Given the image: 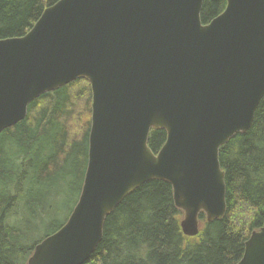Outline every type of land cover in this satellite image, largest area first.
<instances>
[{"label":"water","instance_id":"water-1","mask_svg":"<svg viewBox=\"0 0 264 264\" xmlns=\"http://www.w3.org/2000/svg\"><path fill=\"white\" fill-rule=\"evenodd\" d=\"M60 0L24 36L0 40V134L32 102L76 80L92 88L88 165L67 223L28 264H85L106 220L152 181L173 187L187 237L227 211L220 149L247 133L264 97V0ZM152 130L167 141L156 154ZM238 264H264V227Z\"/></svg>","mask_w":264,"mask_h":264},{"label":"trees","instance_id":"trees-1","mask_svg":"<svg viewBox=\"0 0 264 264\" xmlns=\"http://www.w3.org/2000/svg\"><path fill=\"white\" fill-rule=\"evenodd\" d=\"M59 1L0 0V40L26 35ZM226 7V0H204L203 24ZM91 118L92 88L79 79L36 99L25 120L0 134V264H28L42 228L52 235L67 223L70 215L62 223L58 216L70 196L81 195ZM166 141L165 130H152L148 144L157 154ZM220 163L222 220L210 223L201 213L199 234L185 236L173 187L152 180L107 218L103 240L85 264H238L252 233L264 227V97L250 130L221 147Z\"/></svg>","mask_w":264,"mask_h":264},{"label":"rangeland","instance_id":"rangeland-1","mask_svg":"<svg viewBox=\"0 0 264 264\" xmlns=\"http://www.w3.org/2000/svg\"><path fill=\"white\" fill-rule=\"evenodd\" d=\"M77 200H79L77 194L75 196L72 195L67 199L66 202L62 204V212L58 216L60 223L64 222L68 218V216L71 215V211L73 210V208H75ZM48 230V228H42V230L36 235L35 241L42 240L47 235H49L51 231Z\"/></svg>","mask_w":264,"mask_h":264}]
</instances>
